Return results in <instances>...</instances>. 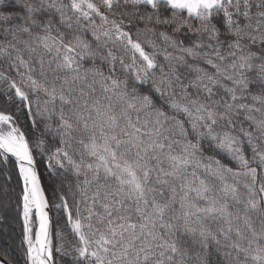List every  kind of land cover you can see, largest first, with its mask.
I'll return each instance as SVG.
<instances>
[{
	"label": "snow or ice",
	"instance_id": "6c2138e0",
	"mask_svg": "<svg viewBox=\"0 0 264 264\" xmlns=\"http://www.w3.org/2000/svg\"><path fill=\"white\" fill-rule=\"evenodd\" d=\"M264 264V0H0V264Z\"/></svg>",
	"mask_w": 264,
	"mask_h": 264
},
{
	"label": "trees",
	"instance_id": "16d2710c",
	"mask_svg": "<svg viewBox=\"0 0 264 264\" xmlns=\"http://www.w3.org/2000/svg\"><path fill=\"white\" fill-rule=\"evenodd\" d=\"M20 264H23V261H22V259L20 260Z\"/></svg>",
	"mask_w": 264,
	"mask_h": 264
}]
</instances>
